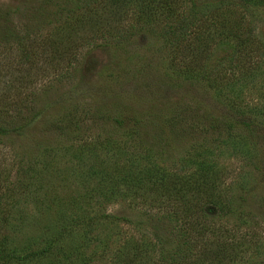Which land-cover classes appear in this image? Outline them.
<instances>
[{
  "label": "rangeland",
  "instance_id": "1",
  "mask_svg": "<svg viewBox=\"0 0 264 264\" xmlns=\"http://www.w3.org/2000/svg\"><path fill=\"white\" fill-rule=\"evenodd\" d=\"M188 4L189 0H0V100L14 99L11 91L18 86L27 94L23 102L39 109L27 126L0 134V240L12 253L0 264H110L122 239L149 241L154 222L162 220V226L174 233L171 244L185 245L176 235L179 222L171 209L154 207V202L132 203L110 186L128 181L112 175V166L135 171L147 160L176 172L193 168V158L221 166L220 181L234 188L245 182L243 192L250 194L245 209L261 217L256 234L264 232V173L258 169L264 164V124H258L264 116L257 113L264 111V70L250 69L252 74L232 82L231 91L229 86L207 87L203 78L180 73L184 61L179 55L185 49L174 39L181 33L167 28L169 16L184 14ZM247 10L243 22L259 18L264 0H251ZM251 24L253 31L260 27L256 19ZM25 32L29 45L38 43L23 56L18 39ZM53 44L59 60L49 56ZM38 45H44L43 53H38ZM226 51L215 42L208 52L197 49L194 55L200 59L194 68L218 77L226 69L218 63ZM4 86L11 87L4 92ZM231 92L241 99L236 103L256 109L247 112L256 126L249 163L240 157L242 151L215 143L221 129L207 131V123H218L222 113L229 112L224 95ZM5 106L0 115L9 109ZM67 114L71 119L66 122ZM191 114L202 122L203 131L195 127L194 134L179 135ZM167 117L182 121L167 125ZM52 119L59 123L51 125ZM62 122L65 125L57 128ZM257 255L256 261L264 262V249Z\"/></svg>",
  "mask_w": 264,
  "mask_h": 264
},
{
  "label": "trees",
  "instance_id": "2",
  "mask_svg": "<svg viewBox=\"0 0 264 264\" xmlns=\"http://www.w3.org/2000/svg\"><path fill=\"white\" fill-rule=\"evenodd\" d=\"M223 1L224 5L220 0H217V3L203 1L198 4L189 0V7L184 14L173 12L169 16L171 21L168 23L167 30L176 28V33H181L180 37L174 39L179 44L177 46L185 49V52L179 55L184 61L180 73L189 78H194V76L203 78L207 87L214 88L223 85L229 86L231 91L232 86H234L233 83H236V78L253 73L254 70L250 69L262 68L264 70V11L259 18L251 16L250 19L243 22V16L249 14L247 9L251 0ZM211 3L212 7L208 9L207 6H210ZM196 14L198 16H195ZM194 18L197 22L192 21ZM254 19L260 22V27L255 31L251 26V21ZM204 27L206 28L205 31L199 33V30ZM23 39L27 50L23 49V42H20ZM29 39L31 38L26 32L19 36L18 43L21 44L19 51L22 50L25 53L23 56L31 51L30 49L37 48L32 44L38 42L35 41L29 45V42H32ZM212 42H215L216 47L225 45L228 48V51L220 56L221 60L218 62L227 69L228 75L226 69L220 72L217 77V74L214 75L208 69L200 73L201 69L194 68L195 62L200 59L199 56L194 55V51L198 49L208 52L209 44ZM43 47L39 46L38 53H43ZM55 52L56 49L53 44L51 49L48 48L49 56L59 60L61 55ZM202 73H206V78ZM10 87L4 86L3 91L6 92V89H10ZM22 91L20 87L15 86L11 91L16 96L14 99L10 102L0 100L1 108L5 105H7L5 107H9L7 111L2 110L1 112L2 115L0 116L5 118L1 119L0 117V134L19 130L27 126L38 115L39 109H36L33 104L30 107L23 102L27 94L22 93ZM224 97L229 112L222 113L218 123L215 120H212L214 122L211 124L207 123V131H212L217 127L221 129L220 141L216 139L217 142L215 143H222L223 149H227L229 148L227 145H231V148L237 152L238 150L239 152L242 151L240 157L249 163L250 149L255 147L252 132L256 126L252 123V119L248 118L247 112L255 113L256 109L254 106L246 108L242 104L236 103L241 99L234 92H231L230 96L226 94ZM18 104L21 105L18 106ZM20 107L24 108L25 111H20ZM257 113H263L264 116L262 109H257ZM196 117L193 114L187 116L186 130L180 128L178 130L179 135L182 132L187 133V136L194 134L193 128L203 131L204 127L199 126L202 122ZM60 118L61 116H59ZM173 118L167 117L164 120L167 125L182 121L177 117L171 121ZM70 119L71 115L67 114L64 121L67 122ZM50 123L53 125L59 122L52 119ZM258 124H264V119H261ZM64 125L62 122L56 127L61 128ZM162 125L163 121L160 122V125H155V128L159 129ZM215 133L218 134V132ZM197 145L201 146L202 144L198 143ZM142 154L147 156L149 152L147 150ZM142 154L132 153L130 156L142 157ZM144 158L145 160L148 159V157ZM184 159L189 160L187 157ZM260 160L258 159V161ZM189 161H194V167L182 172L159 168L154 162L148 160L140 165V168L137 167L135 171L127 170L124 167L122 169V166L110 168L112 175H120V178L128 180L124 186L119 184L110 186L132 199V203L138 201L146 205L154 202V207L157 204H162L166 209H171V213L175 214V218L179 222L176 235L177 237L181 235L185 244L181 246L179 241L171 244L169 240L174 233L170 234V226L169 229H166L162 226L164 225L163 220L162 222L156 221L150 232L151 239L149 241L133 236L122 239L110 264H252V262L259 264L256 261V256L264 249L262 248L264 245L260 243L264 241L262 240L264 232L259 234L261 240L257 241L260 237L254 228L261 221V217L256 214L252 216L251 212L245 209L244 202L247 197H250V194L243 192L245 182L234 188L233 184L230 186L229 182L223 183L222 178L220 181V172L224 171L221 166H215L216 164H211L212 162L206 163V160L199 158H193ZM258 169L264 173V164H260ZM112 216L114 220H124L121 216ZM165 218L167 217L165 216ZM165 223L167 224L169 221L165 220ZM171 228L174 230L172 225ZM178 229H181L180 234ZM3 243L4 241L1 239L0 261L6 260L12 254L4 248ZM260 263L264 264L262 261Z\"/></svg>",
  "mask_w": 264,
  "mask_h": 264
}]
</instances>
